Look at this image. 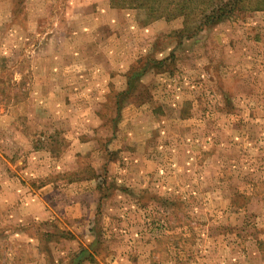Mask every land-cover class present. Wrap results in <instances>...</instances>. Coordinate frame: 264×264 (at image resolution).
<instances>
[{
  "label": "rangeland",
  "instance_id": "1",
  "mask_svg": "<svg viewBox=\"0 0 264 264\" xmlns=\"http://www.w3.org/2000/svg\"><path fill=\"white\" fill-rule=\"evenodd\" d=\"M223 4L0 0V264H264V0Z\"/></svg>",
  "mask_w": 264,
  "mask_h": 264
},
{
  "label": "trees",
  "instance_id": "2",
  "mask_svg": "<svg viewBox=\"0 0 264 264\" xmlns=\"http://www.w3.org/2000/svg\"><path fill=\"white\" fill-rule=\"evenodd\" d=\"M238 1L239 0H225V4H223V6L221 5L220 7H217L216 9L212 11L210 10L209 12L202 14L198 24L209 25L213 21H219L223 18L228 17L234 11ZM153 63L159 65L160 61H154ZM128 85L129 87L127 88V91L128 89H131L133 87V86L131 87L130 83H128ZM252 199H253V194L247 195L244 192H236L230 197V200H229V206L231 208L236 209V210H240V209L244 210L243 218L248 216L246 220H243V223H242L243 227H240V230L247 229L250 233L251 231L254 232V227L251 224L252 222L250 220V218L252 217V214L246 212V210H247L248 205L251 203ZM263 231L264 229H261L260 231H257V232H259L258 234H261L263 233ZM252 238L254 239L255 244L250 242L249 245H253L257 249H259L262 253H264V249H263L264 240L258 239L257 234L255 235L256 239L254 237ZM95 243H96V238L87 248H81L74 256H72L69 261V264H83L84 261H88L87 259H89V261H94V257H93L94 254L90 253L89 249L93 248L94 247L93 245Z\"/></svg>",
  "mask_w": 264,
  "mask_h": 264
},
{
  "label": "crops",
  "instance_id": "3",
  "mask_svg": "<svg viewBox=\"0 0 264 264\" xmlns=\"http://www.w3.org/2000/svg\"><path fill=\"white\" fill-rule=\"evenodd\" d=\"M90 239H91V237H90ZM93 240H94V237L92 238V240L89 242V245L93 242ZM129 263V262H128Z\"/></svg>",
  "mask_w": 264,
  "mask_h": 264
}]
</instances>
